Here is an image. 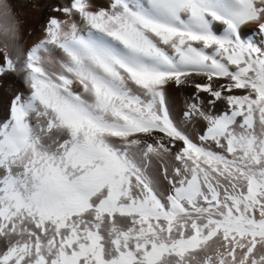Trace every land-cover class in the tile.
I'll list each match as a JSON object with an SVG mask.
<instances>
[{
    "label": "snow or ice",
    "instance_id": "1",
    "mask_svg": "<svg viewBox=\"0 0 264 264\" xmlns=\"http://www.w3.org/2000/svg\"><path fill=\"white\" fill-rule=\"evenodd\" d=\"M25 23L0 0V264H264V0Z\"/></svg>",
    "mask_w": 264,
    "mask_h": 264
},
{
    "label": "bare ground",
    "instance_id": "2",
    "mask_svg": "<svg viewBox=\"0 0 264 264\" xmlns=\"http://www.w3.org/2000/svg\"><path fill=\"white\" fill-rule=\"evenodd\" d=\"M12 3L16 6V8L24 14L26 18L25 28L26 29H33L36 34L39 33V28L37 27L38 22L45 18L48 14V6L52 3V0H46V7L43 14L40 12H34L31 10V5L27 4V0H12ZM26 42L31 43V38L26 37ZM19 86L18 82L17 85ZM188 91H191V89H188ZM173 97H174V103H173V110L176 113H179L182 104H181V96L176 92V90H173Z\"/></svg>",
    "mask_w": 264,
    "mask_h": 264
}]
</instances>
